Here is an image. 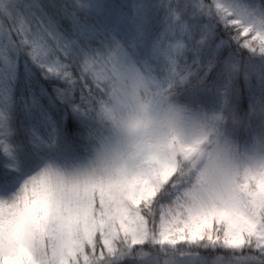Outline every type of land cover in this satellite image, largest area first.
Segmentation results:
<instances>
[{
  "label": "snow or ice",
  "instance_id": "obj_1",
  "mask_svg": "<svg viewBox=\"0 0 264 264\" xmlns=\"http://www.w3.org/2000/svg\"><path fill=\"white\" fill-rule=\"evenodd\" d=\"M87 6L0 0V144L13 131L14 111H29L47 127L55 102L88 116L120 81L178 91L190 71L210 68L217 49L239 45L241 35L251 33L244 47L257 50L255 39L264 52V4L256 9L250 0H130L106 10L96 29L79 15ZM221 26L229 38L213 48ZM40 77L63 87L50 94ZM45 95L47 107L40 104ZM175 198L166 176L100 191L90 197L92 219L79 236L37 226L23 239L43 264H160V254L165 264H264V204L251 212L185 215Z\"/></svg>",
  "mask_w": 264,
  "mask_h": 264
},
{
  "label": "clouds",
  "instance_id": "obj_2",
  "mask_svg": "<svg viewBox=\"0 0 264 264\" xmlns=\"http://www.w3.org/2000/svg\"><path fill=\"white\" fill-rule=\"evenodd\" d=\"M87 117L93 125L82 156L45 160L14 195L0 198V264H43L26 232L47 226L77 237L92 219L93 194L160 176L173 181L174 207L185 215L264 204V132L241 143L220 115L137 80L110 86ZM0 150L15 160L10 145Z\"/></svg>",
  "mask_w": 264,
  "mask_h": 264
},
{
  "label": "trees",
  "instance_id": "obj_3",
  "mask_svg": "<svg viewBox=\"0 0 264 264\" xmlns=\"http://www.w3.org/2000/svg\"><path fill=\"white\" fill-rule=\"evenodd\" d=\"M88 1L100 6L93 11L82 9L79 15L82 20L91 21L96 27L97 21L106 10L130 2V0ZM61 2L71 3L69 0ZM210 2L211 0H205V3ZM250 3L259 9L264 0H250ZM99 30L104 32L102 28ZM232 35H235V31ZM249 37L251 33L247 36L241 35L239 45L233 41L230 45L217 49L212 66L190 71L178 90L180 99L184 102L223 117L226 130L236 136L241 143L248 142L256 133L264 132V52L259 50L260 44L255 39H251L250 44L257 50L244 47L243 44ZM228 38L222 26L216 29L213 48L219 45L221 40ZM28 63L31 64V61L28 60ZM19 65L20 73H23L24 59L19 61ZM35 72L39 74L38 69H35ZM40 79L50 94L55 87H63L55 80H44L43 77ZM40 104L46 107L49 105L47 95L40 100ZM50 113L51 122L47 127L29 111L22 109L12 113L13 131L6 140L14 150L15 160H9L0 150V194L3 196L12 194L22 179L34 174L45 160L68 161L84 154L93 121L87 116L73 113L58 101L55 102V107L50 108ZM33 131L42 137L41 145H37L39 141L32 135ZM10 164H14V168H10ZM137 247L147 249V246ZM201 255L207 256L208 253L201 251ZM160 257L165 256L160 254Z\"/></svg>",
  "mask_w": 264,
  "mask_h": 264
},
{
  "label": "rangeland",
  "instance_id": "obj_4",
  "mask_svg": "<svg viewBox=\"0 0 264 264\" xmlns=\"http://www.w3.org/2000/svg\"><path fill=\"white\" fill-rule=\"evenodd\" d=\"M70 2H72V0H69ZM85 2H86V4L88 5L87 7H85V8H83V9H87V10H90V11H93L96 7L98 8L99 6L98 5H96V4H94L93 2H90V1H88V0H85ZM93 29H96L97 27L91 22V21H86ZM99 30V29H98ZM100 31V33H101V41L103 40V38H104V36H103V31H101V30H99ZM98 43H99V41H98ZM42 138V137H41ZM42 140L43 139H41V140H37V141H39L38 143H37V145H41L42 144ZM6 143L8 144V145H10L9 144V142L6 140ZM84 152H85V150H84ZM29 178V177H28ZM28 178H26V179H22V182L20 183V185L16 188V190L12 193V194H9V195H7V196H3L2 194H0V198H9V197H11L12 195H14L19 189H20V187L23 185V183L28 179ZM159 259H160V264H165V261H166V258L165 257H163V258H161V257H159Z\"/></svg>",
  "mask_w": 264,
  "mask_h": 264
}]
</instances>
